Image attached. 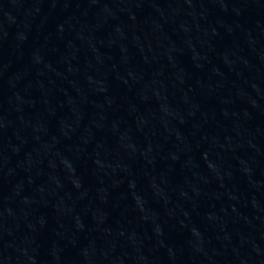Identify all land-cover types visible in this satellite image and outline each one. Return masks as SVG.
Segmentation results:
<instances>
[{
    "label": "water",
    "instance_id": "water-1",
    "mask_svg": "<svg viewBox=\"0 0 264 264\" xmlns=\"http://www.w3.org/2000/svg\"><path fill=\"white\" fill-rule=\"evenodd\" d=\"M0 264H264V0H0Z\"/></svg>",
    "mask_w": 264,
    "mask_h": 264
}]
</instances>
